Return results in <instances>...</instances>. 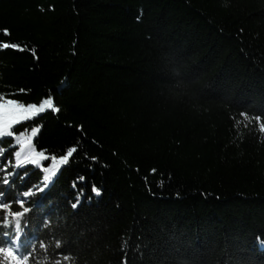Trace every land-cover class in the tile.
Instances as JSON below:
<instances>
[{"label": "trees", "instance_id": "16d2710c", "mask_svg": "<svg viewBox=\"0 0 264 264\" xmlns=\"http://www.w3.org/2000/svg\"><path fill=\"white\" fill-rule=\"evenodd\" d=\"M0 42L58 109L0 131V264H264V0H0Z\"/></svg>", "mask_w": 264, "mask_h": 264}, {"label": "snow or ice", "instance_id": "6c2138e0", "mask_svg": "<svg viewBox=\"0 0 264 264\" xmlns=\"http://www.w3.org/2000/svg\"><path fill=\"white\" fill-rule=\"evenodd\" d=\"M4 34L10 35V32L5 29ZM0 45H2L3 48H18V45L9 44L7 42H0ZM45 107L52 111H58L55 107L53 97L45 98L39 105L35 103L24 104L16 99L0 97V128H7L11 131L12 126L24 120L34 118L39 113L43 112ZM2 254L8 258L9 264H13L17 259L15 253L11 249L4 250Z\"/></svg>", "mask_w": 264, "mask_h": 264}, {"label": "rangeland", "instance_id": "374dc122", "mask_svg": "<svg viewBox=\"0 0 264 264\" xmlns=\"http://www.w3.org/2000/svg\"><path fill=\"white\" fill-rule=\"evenodd\" d=\"M24 121H26V120H24ZM18 124L19 123L15 124L14 126H16ZM14 126H12V127H14ZM0 131L5 132V131H8V129L7 128H0ZM44 158L45 157L42 156V155L34 154L32 156V158H31V160L30 159H27V160H24L23 162H26L27 161V163L29 165H38L40 162H42L44 160ZM42 168H44V167H42ZM11 250L15 253V256L17 257V259L14 261V264H21L20 261H19V259H18L19 258V253H18L17 247L15 246V247L11 248Z\"/></svg>", "mask_w": 264, "mask_h": 264}]
</instances>
